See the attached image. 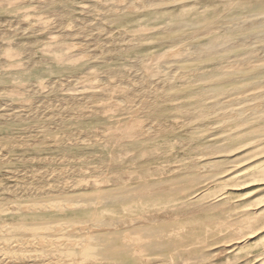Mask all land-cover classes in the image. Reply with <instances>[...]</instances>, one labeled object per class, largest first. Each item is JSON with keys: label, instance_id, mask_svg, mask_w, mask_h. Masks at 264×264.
<instances>
[{"label": "rangeland", "instance_id": "374dc122", "mask_svg": "<svg viewBox=\"0 0 264 264\" xmlns=\"http://www.w3.org/2000/svg\"><path fill=\"white\" fill-rule=\"evenodd\" d=\"M8 1L11 2V0H5L6 3ZM20 1L18 0V2H20ZM23 1L24 0H22L20 2V4ZM44 1L47 3H45ZM55 1L56 0H54L52 2H49V0H39V1L38 0H25V3L23 2L24 3L23 5L22 4L20 5L19 3L16 4V2H17L16 0L12 1V3H14V5L11 3H9L11 5H8V3L6 5V3L3 2V0H2V2L4 3V5H2L3 4L2 2H0V5H2V6L6 5L3 9H2V6L0 7V24H1L0 25V44H1L0 45V48H1L0 49V91H1L0 92V105L7 108L6 109V108H3L2 106H0V109H1L0 110V145L2 143L7 142V140L4 138L7 137L8 135H11V137L14 138V143L18 145V146H14L16 148L12 147V149H8V150H5L3 152L4 159L6 161L1 163L2 166L0 165V175H1L0 179L2 178V180L4 182H8V180H7L8 176H6V174H8L7 171L10 167L16 168L19 170H21V169L22 170L25 169L27 171L29 170V172L33 171L32 173H34V172L36 173L38 170L41 173L48 171L46 173H43L46 175L48 174L47 178H45V179H43V181H41V182H43L44 185L46 184L45 185L46 188H44V190H40L42 193L43 192L44 193L41 194V193H39L40 192L39 191L36 193V195H34L35 193H31L32 195L28 194L31 197L25 196V194H22L23 197H21V198L19 197L20 199L18 198V200H20V201H22V200L26 201V200L31 199V198H42V197L50 196L53 194L51 191L53 189L52 187H56V185H58V187L60 186L59 187L60 189L63 188L65 190H69V188H71L70 190H73L72 188L76 187V184L79 181L86 183V181H93V180H99V179L103 180V178H106V177L108 178V175H109V177L115 176V174H114L115 173L114 172L115 171V166H114L115 165L114 164L115 159L118 156H122L118 152H119V150L122 151L125 148V143H126L125 140L127 141V139L122 137L123 133L121 131V132H119L120 134L118 133L123 138V139H121V137L119 138V139H121V141L119 140L116 142L115 140H112V141L109 140L106 136V132H108L107 129L109 128L108 125L110 126V128H109V132H110V130L112 128L114 129V127H116V129H117V127H119V129H122L120 127H123V123H124V125H126L127 122L129 123L133 119H135L134 122L137 123V125H139V126L141 123H142V125L147 126V124H149L151 122V116L146 115V111L142 107L143 105H141V103L142 104H144L145 102L147 103L148 100L151 102V98H150V97H152L151 94H148V93L146 94L144 92H139V93L136 92L135 95L132 97L133 99L131 98V101L129 100V102L128 101L124 102L125 98L122 96L124 93H125L124 94V96H125L129 92L128 89H132V87H134L135 89H138L139 86L135 85L136 84L135 81H136V77L140 73H141V75L143 74L145 76L151 75V77L153 78V77H157V75H161L162 74L161 72L165 68L169 69L170 67H173V66H180V67L182 66L180 69V72H179V74L182 73V75H180L179 78L182 76L183 81H185V80H187L186 74H188V73H186V72L184 73V71H186L188 69H193L194 70L193 74H195V73L201 74L202 72H204V70H206V71L208 70L207 72H210L211 69H214L216 67L217 68H223L224 67V70L227 68H230V66H229L230 64L226 65L227 64L226 60H223L220 57L209 58V59H204V60H196L195 59L196 57L192 56L193 60H192V58H190V60L182 61V60H184V57L186 59V56H184V57H182V59H181V57L179 59H177L180 55L182 56V54H181L182 51L184 53L189 52L188 48L192 44V42H190L187 38L184 39L186 37V36L184 37V35H187L188 33H190V31H188V32L184 31V30L183 31L182 30L176 31L173 29L172 26H169L170 24H168L169 16H171V14L177 13L181 9L180 5H177V4L175 5V3H173L174 6H172L171 2L170 3L166 2L165 4H167L168 7L170 6L169 9H168L167 5L163 6L164 8L161 7V9H160L161 11L159 12L158 17L154 18L153 16L148 14L146 12V10H144V8L142 7L143 3H141L140 1H135L133 3H130L132 5L131 6V5H129V3L127 4V2H128L127 0H122V1H118V2H116L114 0L113 3H117L119 5V2H120L122 4V5L121 4L119 5L122 11L120 10V8L115 9L118 11L119 14L117 13V11L115 12L114 9L111 10V8H109L110 7L109 3H112V0H107V1L103 0L108 5H106L102 0H94V2L92 0H72V1L71 0H57L56 2ZM97 1H98V3H97ZM100 1L103 2L104 5ZM184 1L186 2L187 0H184ZM208 1H210V3L213 2L212 0H208ZM48 3L50 4L49 8L48 7L45 8L44 6H48L49 5ZM90 3L92 4L91 6H90ZM18 4H19V7L17 6ZM96 4H98V6ZM199 4H200L199 6H198V4H196V5L189 4L186 10H193L195 8L196 9L197 8L202 9L203 7H206V9H208L207 8V5H208L207 0H204V1L202 0V3H199ZM136 5H137V7H135ZM105 6H107V7H105ZM127 6L128 7L130 6L129 9H125V8H127ZM139 6L143 11L141 9H139ZM201 6H203V7H201ZM85 7H89V10L92 8V10L86 11L88 8L85 9ZM33 8H34V10H32ZM101 8L106 13L101 12L102 11ZM4 9H6V10H4ZM70 9H72V10H70ZM94 9H96V10H94ZM105 9H108V10H105ZM19 10H21V12ZM109 10H111L110 15L107 14L109 12ZM125 10H126V12H125ZM127 10H129V11L127 12ZM162 10H164L163 11L164 13L162 12ZM84 11H86L87 14H86V12L84 13ZM134 11H136V12L134 13ZM169 11H171V12H169ZM65 12H66V14H68V16L66 15L67 18L65 16ZM113 12H114V14H112ZM122 12H124V14H122ZM17 13L18 14L20 13L19 14L20 16ZM104 13L106 16L102 17L103 16L102 14H104ZM62 15H64V17ZM80 15H83V16H80ZM60 16H62V17H60ZM123 16H126L125 18H127V20L123 21L124 24L116 22V19H118L119 17H123ZM235 16H241V14H237ZM79 17H81V20L78 19ZM100 17L103 19H101ZM131 17H133V18H131ZM106 18H109V19L106 20ZM16 20H17V22H16ZM77 20L80 22H77ZM94 20H95V22H94ZM105 20L108 23H110V22L111 23L108 24ZM90 21L95 23V24H100V22H101L102 23L101 25H104L106 23L104 26H106V28L108 30L111 29L110 30L111 34H114V35L110 34V36H112V37L115 36V37H113V39L110 37L109 39L107 38V40H106L103 38L97 39V38H94V37H91L88 35H87L88 38L86 36H84V38H80L79 36L75 35L74 30H76L77 28L76 29H74V28L76 25H77L76 27H78L79 24L82 23V24H80V26H83L85 24V22L90 23ZM57 23H59V24H57ZM74 23H76V24H74ZM73 24L75 26H72ZM158 24L161 26H159ZM62 25H64L65 27ZM153 25H154V27H153ZM162 25H163V27L165 25V27L163 28ZM66 26H67V28H66ZM131 26L134 28H132ZM148 27L154 32L152 33L151 30H150V32H148L149 31ZM151 27H153V29ZM158 27H160V28H158ZM167 27H169L168 28L169 30L166 31ZM44 28H45V30H44ZM56 28H57V30H56ZM63 28L66 30H64ZM69 28H73V29L69 30ZM143 28H145V29L147 28L146 31L147 30L148 31L146 32ZM16 29H17V31L20 30L23 33L18 34ZM41 29H42V31H41ZM137 29L141 30V31H138ZM24 30L26 32H24ZM68 30L70 31V33ZM71 30H73V31H71ZM123 30H125V31H123ZM135 30H137V31H135ZM164 30L167 33H164ZM33 31L35 34L33 33ZM121 31H123V32H121ZM126 31H128V32H126ZM256 31H255L254 26H251V27L248 26V27H245V29H243V30L237 29V31H234L232 34L234 35V39L239 40L241 37L245 38L249 34L254 33ZM142 32L143 33L146 32L147 34L146 33L143 34ZM216 32H217V30L215 31V33ZM218 32H219V30H218ZM218 32L213 35V38L215 41L220 40L223 36V34L218 33ZM31 33H32V35H30ZM43 33H46V34H43ZM121 33H123L122 34L123 36L121 35ZM127 33H129L128 37H127ZM133 33H140V35L134 34L135 35L134 36ZM148 33H150L153 37ZM163 34L164 35L166 34V35L164 36ZM169 35H170V37H173L172 43L165 42V41H167L168 38H170V37H168ZM125 36H126V38H125ZM141 36H143L144 38ZM199 36H200V41L204 40L208 37V36H205V34L203 35L202 32ZM201 36H202V38H201ZM69 37H71V39ZM130 37H132L134 39L136 38V41L135 40L133 41L132 38H131L132 39L131 40ZM139 37H140V39H139ZM179 37H181V38L179 39ZM182 37H184V38H182ZM33 38L36 40V42L38 41L37 42L38 44H40L39 43L40 41L42 44L36 46V44H37L36 43L35 46H32L31 40L35 41ZM58 38L60 40H58ZM128 38H129V40H128ZM137 38L139 39V41ZM145 38H146V40H145ZM124 40H127V41H124ZM20 41H23V43ZM102 41L106 42L105 46H104L105 43L104 42L102 43ZM118 41L120 42V44ZM130 41L134 42V44L132 45V43ZM174 41H175V43H174ZM19 42L21 44H18ZM107 42L111 43V44H108ZM115 42H117V44ZM129 42H130V44H129ZM193 43L196 44V41ZM24 44L26 46L25 48L28 47V49H31L33 47L32 48L33 50L31 49V51L27 52L28 56H26V57H24V54H23V53H25V55H27V53L23 50V49H25ZM83 44L84 45L86 44L88 46L89 51H86V50L80 51V49H78V47L80 45H83ZM16 45H19V46H16ZM21 45L23 46L22 48H21ZM27 45H29V46H27ZM100 45H102L103 47ZM134 45H136V47ZM108 46H110V47H108ZM17 47H18V49H17ZM104 47H105V49H104ZM184 47L186 49H184ZM88 48H87V50H88ZM246 48L247 47L244 48V51H243L244 53H247L249 50H252V48H247V49ZM7 49H8V51L6 52ZM175 49L176 50L178 49L179 51H181V52H179L177 50V52L180 53V55L176 56V58H174L175 56H172L173 52L169 55V53ZM12 50H15V51H13L14 54H12ZM46 50L47 51L51 50V51H49L47 53ZM52 50H54V51H52ZM106 50H108V51H106ZM35 51H36V53H34ZM45 51L47 54L45 53ZM110 51H112L113 53L111 52L112 53L111 54ZM8 52L11 54L10 56H7V55H9ZM30 52H32L33 54ZM88 52H90V53H88ZM161 52L165 53L166 60L168 59L167 62L165 60L162 61V58L163 57L165 58V56L164 55L162 56ZM260 52H261V54L259 52H257L256 55L248 54L247 59L252 62L253 68L249 67V66H251V64L246 65L245 74L242 76L248 77L247 80H245V81H239L238 80L237 82L231 83L233 86H248L249 84H252V85L251 86L249 85L250 87L248 86V89L245 90L244 94H242L243 96L242 95H240L241 97H239V95L234 96V97L227 99L228 101L223 100L224 102L225 101L229 102L231 100L236 101V99L237 100L238 99L244 100L245 98L248 99L252 96L259 95V94L263 93L262 90H264V88H254L253 87L255 85V82L258 81V79L250 78V76H253L254 72H256V71L253 72V70H263L262 68H264V59H263L264 54L262 51H260ZM21 53L23 55H21ZM166 53H168V55ZM258 53H259V55H258ZM3 54L4 55L7 54V55L4 56ZM63 54H66V56ZM87 54L90 55L88 58H87V56H88ZM31 55H33V56L31 57ZM62 55L65 57L64 58L65 60L67 59L68 56H70V57H68V59L70 58V60H72L71 62H73L75 65L73 63H72L73 65H72L68 59L67 60H68V63L70 65H68V63L62 64V62L65 61V60L64 61L59 60V56H62ZM11 56L15 57L14 61H16L17 65H15V66H17V67L19 64H21V66H22L26 62L30 61V62H28V64L30 66L29 68H31L32 70L27 69L28 65L26 63L25 65H23L25 67L22 66L23 68L22 67L18 68V69H23L22 71L21 70L17 71L18 69H16L17 67L14 66L15 62L13 61V59H11L12 58ZM22 56L26 59H24ZM92 56L94 57V61L92 60L93 59ZM141 56H142V58H139ZM156 56L158 57V59ZM167 56L168 57L170 56V57L168 58ZM253 56H255V57H253ZM259 56H260V58H258ZM48 57H51V58H48ZM129 57L130 58L134 57L133 61L127 60V59H130ZM57 58H58V60H56ZM136 58L139 61L141 60L142 66L139 65L141 68H139V67L133 68L134 67L133 64L137 63V61H138V60L136 61ZM261 58H262V61H261ZM9 59L12 60L13 62L12 61L10 62ZM35 59H37V60H35ZM85 59H87V60H85ZM50 60H52L51 61L52 64L49 62ZM106 60H107V62H106ZM159 60L162 61V63L159 62L161 64L158 63ZM212 60H215V61H212ZM36 61L41 62V63H39V65H38L37 64L38 62H36ZM53 61H55V62H53ZM249 61H247V63ZM59 62H60V64H59ZM75 62H77V64ZM78 62H81V63H78ZM144 62H145V64H143ZM35 63L37 66L35 65ZM53 63H56V64L53 65ZM157 63L159 64V66ZM12 64L15 68L14 73L12 70L14 68L11 69V67H13ZM61 64L63 65V67ZM146 64H147L148 68H147ZM217 64H218V66H217ZM65 65H67V66L65 67ZM76 65H77V67H76ZM120 65H122V66H120ZM129 65H130V67H129ZM225 65H226V68H225ZM50 66L52 67L51 69H50ZM254 66L256 68H254ZM259 66H260V68H259ZM114 67H116V68L113 69ZM257 67H258V69H257ZM231 68L233 69L232 66H231ZM231 68L228 71L231 72L232 71ZM106 69H107V72L105 71ZM118 69H120V70L118 71ZM141 69L142 70L144 69V70L141 71ZM28 71H30V72L26 73ZM102 71L103 72L105 71L106 74L109 76H107V75L104 76L105 72L103 73ZM112 71H114V72H112ZM115 71H118V72H115ZM199 71H200V73H197ZM206 71L204 73H206ZM111 72L114 75L111 74ZM99 73H101V74H99ZM15 74H16V77H15ZM152 74H153V76H152ZM115 75H116V77H115ZM154 75H156V76H154ZM111 76H114V77H111ZM233 76H235V75H233ZM109 77H111V78H109ZM19 78H21V79H19ZM184 78H185V80H184ZM5 79H7V80H5ZM16 79H18V80H16ZM75 79H76V81H75ZM112 79L114 81H112ZM182 79H180V80L182 81ZM32 82H35V84H33ZM50 82H51V86L55 89H52V87H50V85H49ZM54 82H55V84H53ZM61 82H63V83H61ZM132 82H133V84H132ZM29 83H30V85H29ZM40 83L46 84L45 87H43L44 85L43 84L41 85ZM104 83L109 84V86L107 84H104ZM36 84L39 87H37ZM47 84H48L49 88H48ZM121 84L123 86H125V88ZM24 85L28 86L29 88L31 86H35V92L36 93L33 91L34 90L33 88H32V90L30 88L31 91H27L29 89H26L27 87L25 88ZM117 85H121L123 87V89L121 86H117ZM126 85H127V87H126ZM21 86H24L23 88H25V89L23 90V88H21ZM105 86L109 92L107 90H105ZM115 86H117V87H115ZM15 87H17V88L19 87V88L17 89ZM107 87H109V88H107ZM14 88L16 91L18 90L19 93H17L16 91H15L16 92L15 93L13 91ZM57 88H59V89H57ZM115 88H116V90H115ZM154 88L157 90V87L154 86L151 88L152 92H153V90L155 91ZM198 88H199V86H197V85H190V86L182 87L178 90H172L171 94L175 95L176 97L169 98L170 100L168 99V101H166L167 103H164V104L165 105H172V104L176 103V105H179V104H182L183 102H187V101L196 102L197 100H199L198 96L193 95V94L191 95L190 93L193 92L194 90L198 89ZM102 89H104V90H102ZM189 89H191V90L189 91ZM101 90L105 91V92L103 93ZM111 90H112V92L110 93ZM118 90L119 91L121 90L123 93L121 91L119 92ZM127 90H128V92H127ZM248 90H250V91H248ZM20 91L21 92L23 91L22 92L23 96L25 93V96H24L25 98H22L23 96L20 95V93H21ZM10 92H11V94H10ZM29 92H31V93H29ZM106 92H108L109 94L106 95L107 94ZM184 92L186 95L184 94ZM12 93L14 95L18 94V96L14 97V95ZM114 93H115V95H114ZM137 93H138V95H137ZM8 94L10 96L11 95L12 96L10 97ZM29 94L31 96H29ZM88 94H90V95L93 94L94 97L92 96L93 98L91 97V100H90V98L86 99L85 96ZM41 95H43V96H41ZM101 95H104V96H101ZM19 96H20V98H19ZM119 96H120V98H119ZM135 96H136V98H135ZM189 96L191 99L193 98V96L195 98H198V99L193 98L194 99V101H193V99L192 100L188 99ZM103 97H104V99H103ZM122 97H123V99H122ZM109 98H111V99H109ZM115 98H117L120 101L122 100V102L116 100ZM113 99H115L116 101L111 102V100H113ZM136 99H137V101H135ZM113 102H115L116 105ZM110 103H111V105H110ZM122 103H124V105ZM125 103H127V104L125 105ZM77 104H78V106H74ZM258 104H259V106H257ZM103 105H105V106H103ZM106 105H107L108 109L111 108L112 110H114L113 108H115L116 110L112 111L110 109L108 111L106 108H103V107H106ZM23 106L24 107L25 106L30 107V108L32 106H34L32 108H34L35 111L37 110V112L34 111L33 113H29L27 115V113L22 112V110L25 109ZM63 106H65V107H63ZM71 106H73V108ZM245 106H246L245 109L247 110L246 112L248 115L246 114L247 120L244 119L246 116L242 117L243 121L239 120V119H241V117H239L233 111H231V112L230 111L229 112L220 111L217 114V112H214L215 109H210L208 111V114L210 117H208L209 120L207 119L206 124H205L206 121L201 122L202 124L201 123H194V124L192 123L191 124V122L189 123L187 121V119L185 118V115H183L182 113H179V112H177L175 114V116H176V118H174L175 120L174 119H170V120L156 119L158 121H156V120L154 121L155 124L158 123L159 125L162 122H166V121L167 122L168 121L173 122V123H176V121H177L176 127H175L177 132L175 130V133H176L175 135L178 137H174L175 135H173V137H169V138L163 140L162 138H160L158 136L159 137L158 140L161 141V146L171 147L173 150L176 149L175 150L176 152L174 153L175 157L173 158V162H176L177 165L183 166L187 163H190V161L192 162V160L198 158L197 156L196 157L195 156H189V154L187 155V153H186L187 150H190V146H192V144H193L190 141L191 138L196 137V135H197V137L198 136H200L202 138L206 137L207 141H210V145L216 147L215 151L218 152V150H219V152H218L219 154H218V153L214 152L213 149H212L213 150V152H212L211 148H209V147H206V149H210V150H206L205 148L201 147L200 149H202V151L200 153L205 155V156L207 155L206 158L203 159L204 160L203 164L208 165L207 163H209V162H211L212 164H214L215 162H217V163L218 162H224L225 163L223 166L224 168L222 167L217 173H215V172L214 173L213 172L203 173L201 175V176H203L202 178L205 177L203 182H202V180L197 181L194 184H193V182H186V183L184 182V183H181V185H179L180 187L185 188V190L181 193V196H185V198H188V200H190L191 203L207 204V205H211V206L214 205L213 207H215V209L209 208L206 210L199 211L195 215H192V217L183 218L180 221L184 227L183 231L181 232V239H186L187 244L193 243L195 246L194 252L192 253V255H190V257L194 258L195 262H193V263H195V264H264V138H263V136H264V119H263L264 115L262 118V114H261L262 111H264V108H263V103H261V102L254 105V109H255V107H257V108L259 107L257 110L255 109L256 110V116H255L254 115L255 113L253 114V112H254L253 111L254 109H252L253 107L250 109V107H247V104H245ZM248 106H253V105H248ZM22 107L24 109H22ZM101 107H102V109H101ZM120 107L121 108L126 107L127 111L125 110L123 113L122 112L123 108L120 109ZM128 107H130L129 108L130 111L128 110ZM261 107L263 110L261 109ZM98 108H99V110H98ZM142 108H143V110H142ZM11 109H13L14 112L17 111V112L21 113L19 115L20 117L17 115L12 116V114L8 115L9 117L4 116V115H7V113ZM74 109H77L76 114H75L76 111ZM93 109L95 110V113H93L94 112ZM5 110L6 111L8 110V112H4ZM97 110L98 111L101 110L99 112V114L97 113ZM104 110L105 111L107 110L106 112L113 113V115H111L110 113H106V115H105ZM117 110L118 111L122 110V111L117 112ZM134 110H136V111L138 110L137 111L138 113L135 112ZM250 110L252 113L251 112L248 113V111H250ZM257 111L260 114L261 118L259 115H257ZM126 112H129V113H126ZM9 113H13V112H9ZM37 113H39V114H37ZM53 114H55V117L56 116H58V117L62 116L63 114L64 115L66 114L65 116H68L69 118L71 116V120L73 122L70 121L68 126L67 125L65 126L62 124L59 125L57 123L55 124L54 120H52L54 118ZM72 114H74V115H72ZM85 114H86V116H85ZM133 114L135 115V117L133 116ZM109 115H111V116L106 118V116H109ZM130 115H131V117H130ZM251 115H253V116H251ZM254 116L257 118H255ZM258 116L260 119L258 118ZM5 117H7V118H5ZM81 117H82V120H81ZM83 117L84 118L86 117L85 118L86 120H84ZM126 117H128V118H126ZM74 118H75V120H74ZM78 118H79V120H78ZM122 118H124V119L122 120ZM184 118H185V120H184ZM119 119L121 121H119ZM76 120H78L79 122ZM142 120H143V122L144 121H146V122L143 123ZM148 120H150V121L148 122ZM111 121L114 124L118 121L120 123L121 122L122 123L119 124L120 126L117 124L114 126ZM139 121H140V123H138ZM86 122H87V124H86ZM187 124H188V126H186ZM79 125L82 127H80ZM99 125H101V126H99ZM142 125H141V127H145ZM69 126H70V128H69ZM78 126H79V128H78ZM112 126H114V127H112ZM248 126H250V127L248 128ZM104 127H105V129H104ZM12 128H14V129H12ZM64 128H65V130L68 129L69 131L68 130L65 131ZM29 129H33V130H29ZM63 130L65 131V133ZM13 131H15V132H13ZM114 131H115V129H114ZM70 132H73V133H70ZM112 132H113V130H112ZM101 137H102V139H101ZM104 138L107 140H105ZM176 138L181 139L183 143L184 142L188 143V144L184 143V144H187V145H185V146H187V148L186 147L184 148L185 152L179 151V150H181L180 147L182 144H180L179 142L176 143L178 141ZM77 141H78V145H77ZM189 141H190V143H189ZM111 142H113V143H111ZM19 143H20L21 147L19 146ZM224 143H226V144H224ZM108 144H112V146H114V147H112L111 145H108ZM204 144L202 143L201 146H204ZM115 145H116V148L118 150L115 149ZM174 147H176V148H174ZM102 148H104V149H102ZM217 148H218V150H217ZM108 149H111V151ZM220 151H223V152H221V154H220ZM215 153L217 154V156H215L216 155ZM178 154H180V155H178ZM209 154H210V156H209ZM5 155H6V158H5ZM109 155H111V156H109ZM177 155L180 157H178ZM218 157H220V158H218ZM8 160H10V162H7ZM30 160H31V162H30ZM110 160H112V161H110ZM32 161H34V162H32ZM37 161H39V162H37ZM100 161H102V162H100ZM40 162H43L45 164H43V163L40 164ZM112 165L114 166V168H111ZM38 168H40V169H38ZM41 169H42V171H41ZM43 170H45V171H43ZM49 175H50V177H49ZM216 175L220 178L218 179V178L214 177ZM184 176H185V178H187V180L190 179V175H184ZM4 178H6V179H4ZM208 178H213V180H217V181L213 182L211 179L206 181ZM53 181L58 182V183L55 184ZM29 182L30 181H27V184L24 185V190L32 189L31 186H29L30 188L28 187V185H30V183L32 186H35L34 181H32L34 183H32V182L29 183ZM208 182H210V183H208ZM204 186H205V188H204ZM191 187H192V189H188ZM33 188H34V190H38L36 188V186ZM45 189L48 191H46ZM49 189H51V190H49ZM190 190H192V191H190ZM26 197H27V199H26ZM12 202H14V201H12ZM191 235H193V237ZM202 241H205L206 243L202 242ZM230 241H232V242H230ZM204 243H205V245H204ZM181 250H182V248H181ZM206 256H207V259L205 260L204 257H206ZM185 257H179V258L183 260V259H185Z\"/></svg>", "mask_w": 264, "mask_h": 264}, {"label": "bare ground", "instance_id": "6f19581e", "mask_svg": "<svg viewBox=\"0 0 264 264\" xmlns=\"http://www.w3.org/2000/svg\"><path fill=\"white\" fill-rule=\"evenodd\" d=\"M12 1L13 0H11V2L8 1L7 2L8 5H11V4L14 5V3H12ZM16 1H17L16 4L17 3L20 4V2L22 0L21 1L19 0L20 2H18V0H16ZM52 1H54V0H49V2H52ZM92 1L94 2V0H92ZM105 1H107V0H105ZM105 1H103V2L105 3ZM115 1L118 2V1H122V0H115ZM127 1H128L127 4L129 3V5H131L130 3H133L135 1H140L141 3H143L142 7L144 8V10H146V12L148 14H150L151 16H153L154 18L158 17L159 12L161 11L160 10L161 7L164 8L163 6L167 5V4H165L166 2H169V3L171 2L172 6H174L173 3H175V5L176 4L180 5L181 9L177 13L171 14V16H169L168 20H169L170 23L168 22V24H170L169 26H172L173 29L176 30V31L177 30H179V31L180 30H182V31L184 30V31H187V32L190 31V33H188L187 35H184V37L186 36L185 38L184 37H182V38H184V39L187 38L190 42H192V44L190 43L191 45L188 48L189 52H185L184 53L182 51L183 52L182 53L181 51H179L177 49L179 52H181L182 56L180 55V53L177 52L176 49H175L176 51L172 50L169 53V55L172 52H173L172 56H175L174 58H176V56L180 55L177 59H179L180 57L182 59V57L186 56V59L184 57V60H182V61L190 60V58H192V56H195L196 60H204V59H209V58H218V57H220L223 60H226V63H227L226 65L230 64L229 65L230 68L232 66L234 70L231 68L232 71L230 72V71H228V70H230V68H227V69L224 70V67L223 68H217L216 67L214 69H211V71L209 70L210 72H207L208 70L207 71L204 70V72L206 71V73L202 72L201 74H196V73L193 74V72H194L193 69H188V70L185 69L186 71L183 70L184 73L185 72L188 73V74H186L187 75V78H186L187 80H185V78H184L185 81H183L182 76L179 78V76L182 75V73L179 74L180 69H181L182 66L181 67L180 66H173V67H170L169 69L164 67L165 69H163V71L161 72L162 74L161 75H157V77H153V78L151 77V75L145 76L143 74L141 75V73L139 72L140 74L139 75L137 74L138 76L136 77V81H135V83H136L135 85L139 86L138 89H135L134 87L131 86L132 89H128L129 92L127 90L128 93L125 96H124V94H125L124 93L122 96L125 98L124 102H126V101L129 102V100L131 101V98L135 95L136 92H138V93L139 92H144L146 94L147 93L151 94L152 95V97H150L151 98V102L148 100L147 103L145 102L146 104L145 103L144 104L141 103V105H143L142 107L146 111V115H148V116L150 115L151 116V122L149 124H147V126L142 125V123L139 126V125H137V123L134 122L135 119H133L131 122H129V123L127 122V124L125 123L126 125H124V123H123V127H120L122 129H119V127H117V129H116V127H114V126L116 124L119 125L122 122L120 123L119 121H121V120L119 119V121L114 124L112 122L113 121L112 120L111 122L114 125L112 127H114L115 131L111 127L112 128L110 130L111 133L109 132L110 126L108 125L109 128L107 129L108 132H106V136H107V138L109 140H111V141L115 140L117 142L119 140L121 141V139H123L122 137L127 139V141L125 140V142H126L125 143V148L122 151L119 150V152H118L122 156L116 157L115 163L113 162L115 164L114 165L115 166V171H114L115 172L114 173L115 176L109 177V175H108V178L107 177L103 178V180L99 179V180H93V181H86V183L79 181L76 184V187L72 188L73 190H70L71 188H69V190H65L63 188L60 189L59 188L60 186L58 187V185H56V187H52L53 188L52 190L49 189L53 193L52 195H50L48 193L50 196L42 197V198H31V199H28L26 201L25 200L20 201V200H18V198L19 197L20 198L23 197L22 194H25V196H30L28 194L35 193L34 195H36L37 192H39L40 190H44V188H46V186H45L46 184L44 185L43 182H41V181H43V179L47 178L48 174L46 175V174H43V173H46L48 171L41 173L38 170L36 173L35 172L32 173L33 171L29 172V170L28 171L25 170V169L19 170V169L10 167L8 169V171H7L8 174H6V176H8V178H7L8 182H4L2 180V178L0 179V264H195V263H193V262H195L194 258L190 257V255H192V253L195 250L194 249L195 246H194L193 243L187 244L186 243L187 242L186 239H181V232L183 231L184 227H183V225H182V223L180 221L183 218L192 217V215H195L199 211L206 210V209H209V208H214L215 209V207H213L214 205L211 206V205H207V204L191 203V201L188 200V198H185V196H181V193L185 190V188H182L179 185H181V183H184V182L185 183L186 182H193V184L196 183L197 181H201V180L203 182L204 178H205V177L202 178L203 176H201L203 173H206V172H210V173L211 172H213V173L215 172V173H217L224 166L225 163L224 162H218L217 163V162L214 161L215 162L214 164H212L211 162H209L210 164L207 163L208 165L203 164V161H204L203 159L206 158L207 155L205 156V155L201 154L200 152L202 151V149H200V148L203 147V148L206 149V147H209V148H211V150L213 149L214 152H216L215 151L216 147L210 145V141H207L206 137L202 138L200 136L197 137V135H196V137L191 138L190 141L193 144H192V146H190V150H187L186 153H187V155L189 154V156H195V157L197 156L198 158L192 160V162L190 161V163H187V164L184 163L185 165H183V166L177 165L176 162H173V158L175 157L174 153L176 152L175 151L176 149L173 150L171 147H163V146H161V141L158 140L159 137L162 138L163 140L167 139L169 137H173V135L176 134L175 133V130H176L175 127H176L177 121H176V123L169 122V121L167 122L166 121V122H162L160 125L158 123H157L158 125L155 124L154 121L156 119H161V120L174 119V118H176L175 114L177 112H179V113H182L183 115H185V118L187 119V121L189 123L191 122V124L192 123L193 124L194 123H201V122H205V121H206L205 122V124H206L208 117H210L209 114H208V111L210 109H215L214 112H217V114L220 111H222V112H229V111L231 112V111H233L239 117H241V119H239V120L243 121L242 117H245L246 114H247V112H246L247 110L245 109L246 108L245 104H247V107H250V109L252 107H253L252 109H254V105H256L257 103L261 102V103H263V108H264V90H262L263 91L262 94L252 96V97H250L248 99H246V98L244 100H239V99L237 100L236 99V101L231 100L229 102H226V101L224 102L223 101V100H227V99H229L231 97L238 96V95H239V97H241L240 95L245 93V90L248 89V86L252 85V84H249L248 86H233L231 83L237 82L238 80L239 81L247 80L248 77H244L242 75L245 74L246 65L247 64H249V65L251 64V66H249V67H252V62L247 59L248 54L256 55L257 52H259L261 54L260 51H262L263 54H264V0H212L213 1L212 3H210V1L207 0V3H208L207 8L209 10L206 9V7H203V6H201V7H203L202 9H198V8L196 9L195 8L193 10H186L189 4H194V5L198 4V6H199L200 5L199 3H202V0H187L186 2L184 0H127ZM0 2H2V0H0ZM3 2H5V0H3ZM23 2L25 3V0ZM23 2L21 3L22 5L24 4ZM103 2H101V3H103ZM113 2H114V0H112V3L108 2L109 6H110L109 8H111V10L114 9V11L116 12L117 10H115V9H117V8L119 9L120 8L119 5L121 3L119 2V5H118L117 3H113ZM7 3H6V5H7ZM9 3H11V4H9ZM45 3H47V2H45ZM97 3H98V1H97ZM104 3H103V5H104ZM19 4L17 5L18 7H19ZM105 4L108 5L107 3H105ZM2 5H4V3ZM2 5H0V7ZM91 5L92 4L90 3V6ZM96 5L98 6V4H96ZM5 6H2V9ZM49 6H50V4L48 6H44V7L45 8L46 7L49 8ZM105 7H107V6H105ZM129 7L127 6V8H125V9H129ZM135 7H137V5ZM167 7H168V5H167ZM169 7H168V9H169ZM86 8H88L86 10V11H88L89 7H85V9ZM139 9H141L140 6H139ZM4 10H6V9H4ZM32 10H34V8ZM70 10H72V9H70ZM90 10H92V8ZM94 10H96V9H94ZM105 10H108V9H105ZM111 10H109V12L107 13L108 15H110ZM120 10H121V8H120ZM19 11L21 12V10H19ZM86 11H84V13ZM128 11L129 10H127V12ZM163 11L164 10H162V12ZM101 12H105V11H103V9H102ZM125 12H126V10H125ZM135 12L136 11H134V13ZM169 12H171V11H169ZM105 13L102 14L103 15L102 17L106 16ZM117 13H118V11H117ZM86 14H87V12H86ZM112 14H114V12ZM122 14H124V12H122ZM237 14H241V16H235ZM66 15L68 16V14H66V12H65V16ZM62 16L64 17V15H62ZM62 16H60V17H62ZM67 16H66V18H67ZM80 16H83V15H80ZM125 17L126 16L119 17L118 19H116V22L124 24L123 21L127 20V18H125ZM131 18H133V17H131ZM78 19L81 20V17H79ZM101 19H103V18H101ZM107 19H109V18H106V20ZM16 22H17V20H16ZM77 22H80V21L77 20ZM94 22H95V20H94ZM110 23H108V24H110ZM57 24H59V23H57ZM74 24H76V23H74ZM74 24L72 26H75ZM80 24H82V23H80ZM80 24L78 26L79 28L76 27L77 25L74 28V29L77 28L76 30H74L75 31V35L79 36L80 38H84V36L87 37V35L91 36V37H94V38H97V39H102L103 38V39H106V40H107V38L109 39L111 37L113 39V37H115V36H113V37L110 36V34H111L110 30L111 29L108 30L106 28V26H104L106 23L104 25H101L102 24L101 22H100V24H95V23L90 21V23H86L85 22V24L83 26H80ZM62 26H64V25H62ZM159 26H161V25H159ZM248 26H250V27L254 26L255 31L256 30L257 31L254 32V33L249 34L245 38L241 37L242 39L240 38L239 40L234 39V35L232 34L234 31H237V29L243 30V29H245V27H248ZM153 27H154V25H153ZM153 27H151V28L153 29ZM162 27H163V25H162ZM164 27H165V25H164ZM66 28H67V26H66ZM132 28H134V27H132ZM158 28H160V27H158ZM168 28L169 27H167L166 31L169 30ZM70 29H73V28H69V30ZM143 29L146 31L147 28L146 29L143 28ZM25 30H24V32H26ZM44 30H45V28H44ZM56 30H57V28H56ZM64 30H66V29H64ZM137 30H135V31H137ZM150 30L151 29L149 28V31L148 30L147 31L150 32ZM216 30H217V32L219 30L218 33L223 34L222 38L220 40H217V41H215L214 38H213V35L217 33V32L215 33ZM16 31H17V29H16ZM41 31H42V29H41ZM71 31H73V30H71ZM123 31H125V30H123ZM123 31H121V32H123ZM138 31H141V30H138ZM126 32H128V31H126ZM153 32L154 31H152V33ZM201 32L203 33V35L205 34V36H208V37L206 39L200 41V36L199 35L201 34ZM17 33L19 34V33H23V32H21L19 30V31H17ZM33 33H34V31H33ZM69 33H70V31H69ZM145 33H143V34H145ZM164 33H167V32H165V30H164ZM43 34H46V33H43ZM122 34L123 33H121V35ZM128 34L129 33H127V37H128ZM134 34H139L140 35V33H133V35ZM148 34H150V33H148ZM30 35H32V33ZM111 35H114V34H111ZM141 37H143V36H141ZM168 37H170V35ZM69 38L71 39V37H69ZM125 38H126V36H125ZM131 38L132 37H130V39ZM180 38L181 37H179V39ZM201 38H202V36H201ZM132 39H133V41L134 40L136 41V38L135 39L132 38ZM139 39H140V37H139ZM139 39H138V41H139ZM58 40H60V39L58 38ZM128 40H129V38H128ZM145 40H146V38H145ZM124 41H127V40H124ZM195 41H196V44L193 43ZM20 42L23 43V41H20ZM20 42L18 44H21ZM37 42H36V40L35 41L31 40L32 46H35V44ZM103 42L104 41H102V43ZM130 42H129V44H130ZM165 42L172 43L173 42V37L168 38L167 41H165ZM39 43L42 44L41 41ZM104 43H105L104 44V46H105L106 42H104ZM115 43L117 44V42H115ZM131 43H132V45L134 44V42H131ZM174 43H175V41H174ZM40 44L37 43L36 46L40 45ZM108 44H111V43H108ZM119 44H120V42H119ZM16 46H19V45H16ZM27 46H29V45H27ZM100 46H102V45H100ZM134 46L136 47V45H134ZM22 47L23 46L21 45V48ZM25 47L26 46L24 44V48ZM108 47H110V46H108ZM245 47L252 48V50H249L247 53H244L243 51H244ZM87 48H88V46L86 44L85 45L84 44L80 45L78 47V49H80V51H84V50L89 51V48H88V50H87ZM17 49H18V47H17ZM25 49H23V50L26 53L31 51V49H28V47L25 48ZM104 49H105V47H104ZM184 49H186V48L184 47ZM7 51H8V49L6 50V52ZM13 51H15V50H12V54H14ZM46 51H45V53H46ZM49 51H51V50H49ZM49 51H47V53ZM52 51H54V50H52ZM106 51H108V50H106ZM111 52L112 51H110V53ZM22 53H21V55L24 54V57L28 56V53H27V55H25V53H23V54ZM30 53H32V52H30ZM34 53H36V51ZM88 53H90V52H88ZM161 53H162V56L163 55L165 56L164 52H161ZM259 53H258V55H259ZM8 54L9 55H7V54H5V55H7V56L11 55L9 52H8ZM166 54L168 55V53H166ZM63 55L66 56V54H63ZM63 55L59 56V60H61V61L65 60L64 59L65 57ZM32 56L33 55H31V57ZM89 56L90 55H88L87 58ZM68 57H70V56H68ZM68 57H67V59H68ZM253 57H255V56H253ZM263 57H264V55H263ZM14 58L15 57H12L11 59H13V61H14L15 60ZM48 58H51V57H48ZM139 58H142V56L139 57ZM258 58H260V56ZM24 59H26V58H24ZM67 59L65 60L66 62L64 61V62H62V64L63 63L67 64L68 60L70 61L71 64L73 63V62H71L72 60H70V58L68 60ZM133 59H134V57L130 58V59H127V60H132L133 61ZM157 59H158V57H157ZM35 60H37V59H35ZM56 60H58V58ZM85 60H87V59H85ZM92 60L94 61V57H93ZM137 60L138 59L136 58V61ZM164 60L166 62L168 61V59L166 60V56H165V58L164 57L162 58V61H164ZM192 60H193V58H192ZM11 61L12 60H10V62ZM51 61L52 60H50L49 62L51 63ZM162 61L159 60L158 63L159 62L162 63ZM212 61H215V60H212ZM247 61H249V62L247 63ZM261 61H262V58H261ZM14 62L16 63V61H14ZM28 62H30V61H28ZM28 62H26L27 65H28V68L27 67L26 68L29 70L31 68H29L30 66H29ZM36 62H38V61H36ZM53 62H55V61H53ZM106 62H107V60H106ZM15 63H14V66L17 65V63L16 64ZM39 63H41V62H38L37 64L39 65ZM75 63L77 64V62H75ZM78 63H81V62H78ZM161 63H159V64H161ZM25 64H23V65H25ZM54 64H56V63H53V65ZM59 64H60V62H59ZM143 64H145V62ZM147 64H146V66H147ZM159 64H158V66H159ZM35 65H36V63H35ZM68 65H70V64L68 63ZM133 65H134L133 68H137V67L141 68L140 67V66H142L141 65V60L140 61L138 60L137 63H135ZM226 65H225V68H226ZM12 66H13V64H12ZM14 66L11 67V69L14 68ZM22 66H21V64H19L18 67L17 66H15V67H17L16 69H18V68H21ZM51 66H50V69L52 68ZM66 66L67 65H65V67ZM120 66H122V65H120ZM217 66H218V64H217ZM23 67H25V66H23ZM62 67H63V65H62ZM76 67H77V65H76ZM129 67H130V65H129ZM115 68L116 67H114L113 69H115ZM147 68H148V66H147ZM254 68H256V67L254 66ZM259 68H260V66H259ZM257 69H258V67H257ZM262 69L263 70H253V72L254 71H256V72H254L253 76H250V78L258 79V81L255 82V85L253 86L254 88H264V68H262ZM12 70H13V73H14L15 72V68L12 69ZM19 70L22 71L23 69H18L17 71H19ZM119 70L120 69H118V71ZM143 70L141 69V71H143ZM30 71H28L26 73H29ZM105 71L107 72V69ZM118 71H115V72H118ZM106 72L104 73V76L107 75ZM112 72H114V71H112ZM112 72H111V74H113ZM101 73H99V74H101ZM197 73H200V71L197 72ZM233 75H235V76H233ZM107 76H109V75H107ZM152 76H153V74H152ZM154 76H156V75H154ZM15 77H16V74H15ZM111 77H114V76H111ZM111 77H109V78H111ZM115 77H116V75H115ZM19 79H21V78H19ZM180 79H182L183 82ZM5 80H7V79H5ZM16 80H18V79H16ZM75 81H76V79H75ZM112 81H114V80L112 79ZM32 83L35 84V82H32ZM61 83H63V82H61ZM107 83H104V84H107ZM42 84L44 85L43 87H45L46 84H44V83H42ZM53 84H55V82ZM132 84H133V82H132ZM29 85H30V83H29ZM49 85H50V87H52L51 86V82L49 83ZM107 85L109 86V84H107ZM121 85H117V86H121ZM190 85L199 86L198 89H196V90H194L193 92L190 93L191 95L193 94V95L198 96L199 100H197L196 102H191V101H187L186 100L187 102H183L182 104H179V105H176V103L172 104V105H165L164 104V103H167L166 101H168L169 98L176 97L175 95L171 94L172 90H178V89H180L182 87L190 86ZM24 86H21V88H23ZM36 86L39 87L37 84H36ZM47 86H48V84H47ZM117 86H115V87H117ZM154 86L157 87V90L154 88L155 91L153 90V92H152L151 88L154 87ZM123 87L125 88V86H123ZM123 87H122V89H123ZM126 87H127V85H126ZM15 88H17V87H15ZM15 88L13 89L14 92L16 91ZM25 88L29 89L27 91H31L32 88H33L34 89L33 91L35 92V86H31L30 87L31 90H30V88L28 86H25ZM25 88H23V90ZM48 88H49V86H48ZM107 88H109V87H107ZM52 89H55V88L52 87ZM57 89H59V88H57ZM102 90H104V89H102ZM105 90H107L106 86H105ZM115 90H116V88H115ZM190 90L191 89H189V91ZM248 91H250V90H248ZM11 92H10V94H11ZM16 92L19 93L18 90ZM22 92L20 93V95L23 96ZM102 92L104 93L105 91H102ZM108 92H106L107 93L106 95L109 94ZM111 92H112V90L110 91V93ZM29 93H31V92H29ZM138 93H137V95H138ZM184 94H185V92H184ZM114 95H115V93H114ZM16 96H18V94L14 95V97H16ZM24 96H25V93H24ZM24 96L22 98H25ZM29 96H31V95L29 94ZM41 96H43V95H41ZM92 96L94 97L93 94H91V95L88 94L85 97H86V99L90 98V100H91ZM101 96H104V95H101ZM120 96H119V98H120ZM123 97H122V99H123ZM19 98H20V96H19ZM111 98H109V99H111ZM135 98H136V96H135ZM193 98H195V97L193 96ZM198 98H195V99H198ZM103 99H104V97H103ZM115 99L118 100L117 98H115ZM115 99L111 100V102L112 101H116ZM188 99H191L190 96H189ZM118 101H120V100H118ZM135 101H137V99ZM193 101H194V99H193ZM120 102H122V100ZM113 103L115 104V102H113ZM122 104L124 105V103H122ZM126 104L127 103H125V105ZM110 105H111V103H110ZM248 105H253V106H248ZM0 106H2V105H0ZM74 106H78V104L74 105ZM103 106H105V105H103ZM257 106H259V104ZM23 107H22V109H24V108L25 109L22 110V112L27 113V115L29 113H33L35 111V109L32 108L34 106H32L31 108L30 107H26V106L24 108ZM63 107H65V106H63ZM71 107L73 108V106H71ZM102 107H101V109H102ZM3 108H6V107H3ZM103 108H106L108 111L111 109L110 107H109L110 109H108L107 105H106V107H103ZM122 108L120 107V109L123 110V111L122 110L121 111L124 113V111L126 110V107H122ZM129 108L130 107H128V110H129ZM143 108H142V110H143ZM258 108L255 107L256 110ZM113 109L116 110L115 108H113ZM255 109L253 110L254 111L253 114L255 113L254 115L256 116V110ZM261 109H262V107H261ZM74 110L76 111L77 109H74ZM98 110H99V108H98ZM98 110H97V113L99 114V112L101 110L100 111H98ZM114 110H112V111H114ZM106 111L104 110V112H105L104 114L105 115H106V113H110L111 115H113V113L106 112ZM119 111L117 110V112H119ZM134 111L137 112L138 110L137 111L134 110ZM4 112H8V110L7 111L5 110ZM9 112H13V113H9ZM9 112L7 113V115H4V116H8V115H11V114H12V116L13 115L19 116L21 114V113H19L17 111L14 112L13 109L9 110ZM35 112H37V110ZM249 112H251V110L248 111V113ZM76 113H77V111L75 112V114ZM93 113H95V110H94ZM126 113H129V112H126ZM263 113H264V111H262V113H261L262 114V118H263V115H264ZM37 114H39V113H37ZM134 114H133V116L135 117ZM53 115H54V118L52 120H54L55 124L57 123L59 125L62 124V125H65V126L67 125L68 126L70 121H72L71 120V116H70L71 114L69 115L70 118L68 116H65L66 114L65 115L63 114L64 116L62 115V116H59V117L58 116L55 117V114H53ZM72 115H74V114H72ZM111 115L106 116V118L110 117ZM257 115L260 116L258 111H257ZM85 116H86V114H85ZM251 116H253V115H251ZM259 116H258V118H259ZM130 117H131V115H130ZM5 118H7V117H5ZM75 118H74V120H75ZM85 118H84V120H86ZM124 118H122V120ZM126 118H128V117H126ZM185 118H184V120H185ZM246 118H247V116L244 119L247 120ZM255 118H257V117H255ZM260 118H261V116H260ZM78 120H79V118H78ZM78 120H76V121H78ZM81 120H82V117H81ZM149 121L150 120H148V122ZM156 121H158V120H156ZM142 122H143V120H142ZM144 122H146V121H144ZM138 123H140V121ZM86 124H87V122H86ZM141 125L145 126V127H141ZM79 126H78V128H79ZM99 126H101V125H99ZM186 126H188V124ZM80 127H82V126H80ZM249 127L250 126H248V128ZM69 128H70V126H69ZM12 129H14V128H12ZM104 129H105V127H104ZM29 130H33V129H29ZM64 130H65V128H64ZM67 130H65V131H67ZM112 130H113V132H112ZM65 131H64V133H65ZM121 131L123 133L122 137H121V135H119L120 134L119 132H121ZM13 132H15V131H13ZM176 132H177V130H176ZM70 133H73V132H70ZM120 137H121V139H119ZM174 137H178V136L175 135ZM263 138H264V136H263ZM4 139H6L7 142L6 143H2L0 145V165H1L2 162L6 161L4 159L3 152L5 150L12 149V147H14V146H18L17 144L14 143V138L11 137V135H8ZM101 139H102V137H101ZM176 139L178 140V141L176 140L177 142L175 141L176 143L179 142L180 144H182L181 147H180L181 150H179V151L180 152L184 151L185 150L184 148L185 147L187 148V146H185V145H187L188 143L184 142V143H187V144H184L181 139H178V138H176ZM105 140H107V139H105ZM190 141H189V143H190ZM111 143H113V142H111ZM202 143L203 144L205 143L204 146H201ZM224 144H226V143H224ZM77 145H78V141H77ZM108 145L112 146V144H108ZM19 146H20V143H19ZM112 147H114V146H112ZM14 148H16V147H14ZM174 148H176V147H174ZM102 149H104V148H102ZM111 149H108V150L111 151ZM115 149L118 150L116 148V145H115ZM206 150H210V149H206ZM213 150H212V152H213ZM217 150H218V148H217ZM218 152H219V150H218ZM218 152H216V153H218ZM221 152H223V151H220V154H221ZM111 155H109V156H111ZM178 155H180V154H178ZM209 156H210V154H209ZM215 156H217V154ZM178 157H180V156H178ZM5 158H6V155H5ZM218 158H220V157H218ZM110 161H112V160H110ZM7 162H10V160H8ZM30 162H31V160H30ZM32 162H34V161H32ZM37 162H39V161H37ZM43 162H40V164L43 163ZM100 162H102V161H100ZM43 164H45V163H43ZM114 166L112 165L111 168H114ZM38 169H40V168H38ZM41 171H42V169H41ZM43 171H45V170H43ZM50 175H49V177H50ZM184 175H190V179L187 180V178H185ZM214 177H216L218 179L220 178L217 175L214 176ZM213 178H208L207 180L206 179L205 180L208 181V180L211 179L213 182L217 181V180H213ZM4 179H6V178H4ZM27 181H30V182L34 181L35 182V186H36V188L38 190H34L33 187H35V186H32L30 182H29L30 185H28V187L31 186L32 189H26L25 188L26 190H24V185L27 184ZM34 182H32V183H34ZM54 183L57 184L58 182H54ZM208 183H210V182H208ZM204 188H205V186H204ZM188 189H192V187L188 188ZM46 191H48V190H46ZM190 191H192V190H190ZM39 193L43 194L44 192L42 193L40 191ZM26 199H27V197H26ZM12 201H14V202H12ZM191 236L193 237V235H191ZM202 242H205V241H202ZM230 242H232V241H230ZM205 243H204V245H205ZM180 247L182 248V250H181ZM179 257H185V259L182 260ZM204 259L206 260L207 256L204 257Z\"/></svg>", "mask_w": 264, "mask_h": 264}]
</instances>
